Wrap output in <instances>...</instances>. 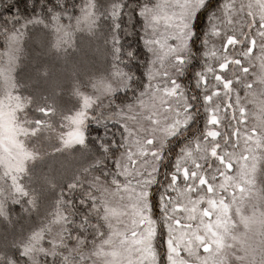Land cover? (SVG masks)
I'll list each match as a JSON object with an SVG mask.
<instances>
[{"label":"snow or ice","instance_id":"1","mask_svg":"<svg viewBox=\"0 0 264 264\" xmlns=\"http://www.w3.org/2000/svg\"><path fill=\"white\" fill-rule=\"evenodd\" d=\"M18 2L0 0V40L20 51L51 27L50 51L68 42L67 0ZM80 13L103 29L111 81L59 141L87 163L62 179L57 161L30 172L31 151L0 160V264H264V0H86ZM35 111L33 137L55 109Z\"/></svg>","mask_w":264,"mask_h":264},{"label":"trees","instance_id":"2","mask_svg":"<svg viewBox=\"0 0 264 264\" xmlns=\"http://www.w3.org/2000/svg\"><path fill=\"white\" fill-rule=\"evenodd\" d=\"M85 2L86 0H67L68 11L72 19L71 21L65 20L64 24L71 25L68 28L70 32L72 31L74 43L77 41L76 47L79 45L78 50L75 49V44H61L59 50L55 52L50 51L48 49V41L53 33L50 27L48 31H42L41 29L31 31L29 34L30 39H27L26 46H23V49L19 52L21 65L17 70L20 71L21 77L22 73H24V76H28L29 80L31 78L41 85L42 92L40 93H37L38 89L33 85L34 81L31 87L28 88L29 92H35L33 96L36 99V107L44 105L53 107L55 109L53 115H57V118L61 117L62 108H69V105H72L74 101L72 87H87L89 83L91 84L92 75L103 72V75L108 76L110 71L104 46L103 29L99 31L95 28L89 30L84 27L82 29H75L77 18L81 17L80 7ZM28 3L31 4V0H28ZM18 6L21 11H24V0H19ZM28 11L30 12L31 9ZM94 32L95 35H93ZM9 37L11 36L9 35L0 40V66L5 60V49L7 48ZM37 44H40L39 48H37ZM79 48H81L83 57L76 55L79 53ZM46 61L48 62L46 63ZM69 61L72 63L73 68L66 71L67 65L63 66V64H68ZM45 72L46 75L44 74ZM61 78L64 81L61 82ZM19 80L21 79L19 78ZM16 82V85L20 87L22 83H26L27 81L22 82L17 80ZM44 85L45 89L42 90V86ZM56 98H60V100ZM58 156L57 158L51 157L46 159L42 163L30 165V172L35 174L47 172L51 163L57 161L58 163L54 166L55 168L59 169L60 163H63V168L65 169V164L67 165V172L63 168L60 169L62 179H72L87 163L85 155L78 148L71 149L67 153Z\"/></svg>","mask_w":264,"mask_h":264},{"label":"rangeland","instance_id":"3","mask_svg":"<svg viewBox=\"0 0 264 264\" xmlns=\"http://www.w3.org/2000/svg\"><path fill=\"white\" fill-rule=\"evenodd\" d=\"M82 27L88 29V27L83 24V18L81 17V22L76 23L75 29H82ZM66 30L68 32V42L65 45L75 44V49L78 50L79 45L76 47L77 41L74 43L75 40L72 38V31L70 32L69 28ZM50 37L55 40V33L53 32ZM69 37L71 38L69 39ZM28 40L24 42L23 46H26ZM8 41L7 48L5 49V60L0 66V160H3L10 167H14L23 160L25 151H31L36 154V158L35 162L31 159L27 161L29 169L32 164L42 163L44 160L51 157L57 158L59 157L58 155L65 154L69 150L76 148L75 144H72L71 147H62L59 142L61 136L63 133H68L70 141L75 140L78 137V130L81 121V116L78 115V106L83 103L85 96L91 97L94 101L103 99L110 90V71L108 76L103 75V72L92 75L91 84L89 83L87 87H72L74 93V101L72 102V105H69V108L61 107V117L57 118V115H53L54 113L47 117H41V119L45 121V124L37 136L33 137L28 131L30 127L28 117H36L39 113L35 111L37 108L36 99L33 96V94L35 95V92H29L28 88L31 87V84L34 81L33 85L38 89L37 93H40L42 92L41 85L31 78L29 80V77L24 76V73H22L21 77L20 71L17 70L21 65L19 56L20 51L17 50L19 44L12 37H9ZM82 54L81 48H79V53L76 55H78V57H83ZM47 62L48 61H46V63ZM65 65H67V68H65L66 71L73 68L70 61L68 64H63V66ZM19 78L21 80H19ZM17 80L27 82L22 83L19 87L16 85ZM62 81H64L63 78H61V82ZM44 87L45 85L42 86V90L45 89ZM17 96H19V99H17ZM56 99L60 100V98ZM68 117H74V122L67 119ZM73 123L75 124V127L73 126ZM57 147L62 148V150L55 155H51V150ZM65 166L67 169L66 164ZM63 169L67 172L65 168ZM7 188L8 184L3 179H0V189ZM261 206L264 207V204ZM248 211L251 216V205H249ZM256 217H259V212L256 213Z\"/></svg>","mask_w":264,"mask_h":264}]
</instances>
